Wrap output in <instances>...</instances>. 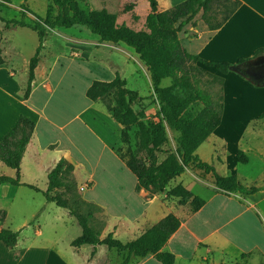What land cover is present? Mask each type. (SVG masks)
Listing matches in <instances>:
<instances>
[{"label": "crops", "instance_id": "crops-1", "mask_svg": "<svg viewBox=\"0 0 264 264\" xmlns=\"http://www.w3.org/2000/svg\"><path fill=\"white\" fill-rule=\"evenodd\" d=\"M118 1L133 4L132 11L135 20L139 21L138 28L132 24L135 20L131 16L122 14L131 19L129 22L124 21L126 18L122 20V15H116L110 0H100V7L92 10L105 9L116 15L118 25L124 24L134 31L143 30L145 18L150 12L147 0ZM156 1L158 11L162 12L185 0ZM140 9L143 11L141 15ZM89 34L88 45L59 42L51 54L42 53V48L26 100H23V91L27 72L19 76L11 64L0 65V143L20 116L34 123L32 136L20 163L21 183L45 191L48 173L61 159L67 161L73 166L72 176L77 187L86 186L82 189L81 197L95 207L92 223L101 222V239L111 233L115 239H124L123 243L133 241L167 214L173 213L183 222L163 250L174 255L175 264H182L195 255L206 259L213 252L235 258L238 254L253 250L264 251V225L255 212L263 223L264 214L246 200L254 195H241L244 198H239V194H232L230 197L236 198L237 202L220 194H212L198 212L193 215L188 213L182 219L155 194L150 195L137 188L135 176L126 167L134 156L132 143L137 127L126 126L123 115L127 106L141 121L143 113L149 111L148 103L151 100L141 98L147 94L154 99L149 72L133 49L122 43L101 42L98 36ZM178 38L188 53L207 61L235 64L248 60L257 49L264 48V0H239L234 14L216 30H209L201 20V13H198L178 33ZM192 63L222 80L221 123L204 143H209L216 154L217 151L225 153V147L232 144L235 156L238 150L245 154L248 160L246 165L250 164L251 158L262 155L264 159V119H258L264 112V87L252 86L233 70L219 74L213 68ZM116 77L120 84L108 95L97 101H90L86 97V91L93 82H111ZM79 84H82L86 99L82 106L70 110L68 105L56 104L52 112L47 113L53 97L62 86L69 92ZM142 86L144 91L140 89ZM199 149L196 152L198 156ZM217 161L221 163L220 159ZM11 164L12 157L0 150V176H15ZM20 188H26L44 199L41 193L25 186L0 185V211L5 212L0 220V230L19 231L14 247L8 248L0 241V264H122L127 257L126 253H117L104 245L97 246L93 256L91 246L72 247L71 242L81 235V228L66 209L45 199L16 223L6 207L1 209V203L11 206L18 201L12 193L16 194L19 191L16 189ZM95 190L99 191L98 196L91 195ZM217 198L232 202L239 212L205 230L190 227L191 218L201 214ZM244 215H249L254 233L247 243L238 244L224 229ZM183 237L187 238V245L181 244ZM202 244L206 247H199ZM211 263L222 262L208 264ZM128 264L159 263L154 256H149L143 259L130 257Z\"/></svg>", "mask_w": 264, "mask_h": 264}, {"label": "trees", "instance_id": "trees-1", "mask_svg": "<svg viewBox=\"0 0 264 264\" xmlns=\"http://www.w3.org/2000/svg\"><path fill=\"white\" fill-rule=\"evenodd\" d=\"M221 1L185 0L160 12L156 0H147L150 12L145 18L144 29L140 31H134L124 24L118 25L116 15L105 9L82 10L79 6L80 0H51L52 5L56 7V15L51 16L48 11L44 18L35 16L36 19L32 23H26L22 19L3 20L0 18V20L4 23L6 30L29 29L38 38V46L28 62L23 100L29 96L40 52L51 30L83 27L91 34L98 36L101 42L122 43L134 50L149 72L153 96L159 104V109L153 117L156 121H138L133 111L127 106L123 115L126 126L136 125L137 127L136 151L131 160L127 162L126 167L135 176L138 189H143L150 195L164 192L166 186L173 179L182 175L190 166H194L205 174H211L214 194L226 197L239 194L247 197L263 192L264 185L249 187L240 183L235 175H219L212 165L203 162L196 153L197 149L221 123L223 113L222 80L213 76L219 82L221 92L218 100H214L197 86L199 84L197 76L201 70L190 64L192 62L200 63L206 68H213L219 74H227L236 66H252L250 71L244 70L237 74L254 87H264V84L255 81V78L264 81V72L260 71L264 66V48L257 49L253 57L248 60H240L231 64L207 61L191 55L181 45L178 38V33L182 31L183 27L200 12L201 20L209 30L220 28L239 6V0H233L231 8L220 20H217L215 6ZM130 6L132 7V4ZM21 8L22 10L27 9L24 4L21 5ZM2 64L0 49V65ZM166 79H170V85L161 87V82ZM119 84L118 77L111 82H93L86 91V97L90 101H97L108 95ZM196 105H201L199 111H195ZM258 119H264V112L259 115ZM166 127L178 134L177 148L175 152L169 153L158 163L156 153L167 141ZM33 130L34 123L20 116L15 126L1 141L0 150L12 157L11 166L15 169V176L1 175L0 185L25 186L41 193L46 202L66 209L81 228V235L71 242V246L74 248L91 246V255L93 256L96 247L104 245L109 250L127 254L122 264H128L130 257L143 259L149 256H154L159 264H175L174 255L163 250L169 238L183 222L173 213L167 214L133 241L123 243L115 239L111 233L101 239L100 231L92 226L95 207L84 201L78 193L77 183L72 176L73 166L67 161L61 159L48 173V184L45 191L21 183L20 163ZM137 150L145 151L147 161L138 157ZM236 160L243 165L248 161L240 150L236 153ZM167 195L177 199L178 206L189 205V215L195 214L206 204V199L194 196L180 184L171 188ZM0 213H2V217H0L2 221L5 212L0 211ZM18 235L19 231L1 229L0 241L6 247L12 248L17 242Z\"/></svg>", "mask_w": 264, "mask_h": 264}, {"label": "rangeland", "instance_id": "rangeland-1", "mask_svg": "<svg viewBox=\"0 0 264 264\" xmlns=\"http://www.w3.org/2000/svg\"><path fill=\"white\" fill-rule=\"evenodd\" d=\"M233 0H222L218 5L215 6V18L220 20L222 16L231 8ZM24 4L26 6V10H22L21 5ZM131 3L121 4L118 0H110V6L113 11L116 12V15L121 16L122 14H127L131 16L133 20H135L133 13V4ZM79 6L82 10L88 11L94 8L100 7V0H80ZM50 11L51 16L56 15V7H54L51 3V0H0V18L3 20H11L22 19L26 23H32L35 21V16L44 18L47 12ZM142 10H139L140 15L142 14ZM49 13V14H50ZM201 13V12H200ZM199 13V14H200ZM122 20L131 22L129 17H125L122 15ZM135 28L139 27V21L132 22ZM90 34L87 29L83 27H74L71 29L58 28L49 31L47 38L44 41V47L42 50L48 54L52 53L54 46H56L59 42H73L75 45H88L90 44ZM38 45L37 35L29 29H9L6 30L4 28V23L0 20V48H1V58L3 63L11 64V68L17 72L19 76L20 73L27 72L29 59L34 55V50ZM191 66L198 68L201 70L200 74L197 76L199 80V84L197 85L204 92L208 93L214 100H218L221 92H220V84L213 77V75L206 71L205 69L199 68L193 63ZM260 71L264 72V66L260 69ZM57 71H55L56 74ZM255 81L264 84L263 80L255 78ZM170 79H166L161 82V87H167L170 85ZM141 91H144V86H142ZM146 97H141L144 99H150L151 102L148 103L150 108L149 111L143 113V117L140 119L141 121H150L154 120L156 112L159 109V104L155 100L154 96L152 99L145 95ZM86 102L83 94L82 84L76 86V88L72 91L66 90L65 87L62 86L57 91V94L53 97L51 101V107L48 108L47 113H51L54 105L65 104L68 105L70 110L78 109ZM147 103V102H146ZM136 109V104L134 105ZM201 105L195 106V111H199ZM141 113V112H140ZM156 121V120H154ZM166 136L167 141L160 147V151L156 153L157 162H161L169 153L175 152L177 148V136L178 134L173 130L166 127ZM138 138L136 133L133 135V153L136 151ZM229 143V140H227ZM232 141L230 140V143ZM219 143H222L221 141ZM221 145V144H219ZM232 144L230 146L225 147V153L218 152L219 156L216 158L218 154H216L213 149L209 146V143H203L199 149V156L202 161L212 165L219 175L228 176V175H237V179L240 183L245 184L250 187H260L264 185V159L261 155L260 158H251L249 161V165L240 164L236 160V156L232 153ZM264 150V147H263ZM138 157L147 161L145 151L137 150ZM220 159L221 163L217 161ZM246 181V183L242 182ZM182 185L184 188L189 190L194 196H199L204 199H207L209 196L214 194V186H213V178L211 174H205L202 171L198 170L194 166H190L182 176L174 181H171L165 188L164 192L156 193L155 196L162 201L166 207L177 213L181 216L182 219H185L188 215L189 205H185L184 207H180L177 205V199L172 198L167 195V192L177 186ZM86 186H82L78 188V193L81 195L82 189H85ZM19 190L16 194L12 193L13 196H16L15 199L18 201L13 202L11 206L9 204L1 203V209L6 207L5 209L11 215L12 220L16 223H19L24 217L30 214V212L35 208L39 207L40 201L44 200L40 195H35L32 191H29L26 188L16 189ZM93 196H98L99 191L95 190L91 193ZM236 195V194H233ZM239 198H244L239 195ZM234 201H237L234 197H229ZM248 202L257 206L262 214H264V192L258 193L253 197L248 199ZM241 201V200H240ZM238 202V201H237ZM240 204V203H239ZM5 205V206H2ZM239 212V208H237L232 202L227 200L215 199V201L209 205V207L204 210L201 214L196 217L191 218L190 227L198 228L199 230H205L211 225L215 223H222L226 221L229 217L235 215ZM94 213L95 209H94ZM257 217L259 218L261 224L264 225L261 217L255 212ZM2 216V213H0ZM249 215H244L239 220L228 224L225 227V232L234 237L237 240L238 244H242L243 242L247 243L248 239L254 233V228L249 222ZM92 226L101 230L102 225L98 220L92 223ZM121 242H124V239H119ZM188 240L186 237L181 239V244L187 245ZM199 247H206L204 244ZM201 250V248H200ZM210 262H222L225 264H264V251L253 250L249 253L238 254L237 257H233L230 255H223L220 253L213 252L212 254H208L206 259H201L198 255L193 256L191 259L183 262L182 264H208Z\"/></svg>", "mask_w": 264, "mask_h": 264}, {"label": "water", "instance_id": "water-1", "mask_svg": "<svg viewBox=\"0 0 264 264\" xmlns=\"http://www.w3.org/2000/svg\"><path fill=\"white\" fill-rule=\"evenodd\" d=\"M251 66H236V67H233L232 70L234 72H237V73H242L244 70L245 71H250L251 70Z\"/></svg>", "mask_w": 264, "mask_h": 264}, {"label": "flooded vegetation", "instance_id": "flooded-vegetation-1", "mask_svg": "<svg viewBox=\"0 0 264 264\" xmlns=\"http://www.w3.org/2000/svg\"><path fill=\"white\" fill-rule=\"evenodd\" d=\"M252 67V66H251Z\"/></svg>", "mask_w": 264, "mask_h": 264}]
</instances>
